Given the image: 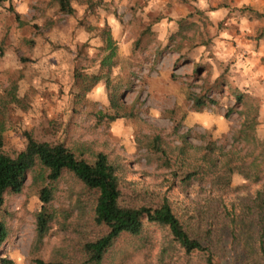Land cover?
Returning a JSON list of instances; mask_svg holds the SVG:
<instances>
[{"label":"rangeland","instance_id":"obj_1","mask_svg":"<svg viewBox=\"0 0 264 264\" xmlns=\"http://www.w3.org/2000/svg\"><path fill=\"white\" fill-rule=\"evenodd\" d=\"M36 1L25 16V26L8 8L0 9V94L16 82L21 94L30 100L25 106L11 108L4 133L7 154L17 156L26 148L24 132L29 131L42 142L63 143L90 161L101 152L112 159L119 157L127 167L123 189L130 204V197L138 193L167 190L169 171L158 168L146 147L155 136L174 147L179 145L180 135L189 133L195 146L203 145L205 137V142H217L229 151L233 135L244 121L240 108L226 117L235 106L236 93L250 97L253 109L259 112L257 134L264 140V57H249L241 45V40L258 37L263 20L254 25L253 33L243 36L239 8L223 0H95L101 3L93 11L87 8L86 0H76L72 3L74 16L60 14L54 0ZM226 6L230 8L227 16L217 13ZM181 21L187 27L173 40ZM105 27L111 29L116 56L112 71L106 67L103 72L110 71L113 82L123 85L121 105L127 113L134 107L136 115L114 123L108 120L115 111L105 82L78 100L81 86L74 79L77 68L84 74L100 73L109 53L101 38ZM252 59L253 68L263 75L246 84L240 70L246 63L248 68ZM203 90H212L210 97L218 105L197 113L188 96ZM177 124H182L179 134L175 133ZM41 174L40 169L29 174L22 194L6 196L3 215L10 236L1 257L12 264L49 262L55 251L74 237L72 224L82 219V207H89L92 200L73 175L65 173L50 184ZM49 186L55 190L51 207L56 219L37 248L40 194ZM233 186L250 193L261 184L235 175ZM180 194L182 190L174 191L176 198H182ZM253 239L254 234L245 230L238 244L231 247L232 237L224 232L221 263L231 262ZM122 248L127 254L134 253L128 240ZM122 258L119 254L116 262L127 264L131 260L123 262Z\"/></svg>","mask_w":264,"mask_h":264},{"label":"trees","instance_id":"obj_2","mask_svg":"<svg viewBox=\"0 0 264 264\" xmlns=\"http://www.w3.org/2000/svg\"><path fill=\"white\" fill-rule=\"evenodd\" d=\"M16 1L0 0V9L8 8L17 22L25 26L28 23L21 21ZM73 1L76 0H54L59 13L68 16L76 14ZM100 3L86 0L90 11ZM239 11L250 20H264V12L249 7ZM186 27L181 21L180 30L172 39L182 36ZM101 38L109 53L100 65L99 74H84L83 70L75 69V82L81 86L77 99H83L105 82L115 111V115L108 116L109 123L135 118L134 107L127 113L121 105L123 85L113 82L110 71L103 72L106 67L112 71L116 56L110 27L103 29ZM261 39H264V27L256 38ZM211 91L203 90L199 95L190 92L188 98L195 112L218 105L210 97ZM29 101L16 82L0 94V264H12L1 257L2 246L10 236L3 215L6 196L22 194L29 174L37 169L50 184L57 183L65 173L73 175L92 197L88 211L82 207V219L72 224L74 237L55 251L49 262L37 261V264H118L119 254L123 255V262L131 258L127 264H222L219 252L224 232L232 237L231 247H234L245 230L254 234L253 242L244 252L235 253L227 264H264V140L257 134L260 115L253 109L250 97L236 93L235 106L226 114L229 118L240 108L239 115L244 117L229 151L217 142H205V137H202L203 145L195 146L189 133L180 135V143L174 147L160 135L155 136L146 147L158 168L169 171L167 190L138 193L130 197V204L126 203L123 189L127 167L119 157L112 159L101 152L90 161L78 157L63 143L42 142L29 131L24 132L27 145L22 152L11 156L4 151L11 108L25 106ZM245 108L248 110L244 111ZM181 126L177 124L175 133L179 134ZM235 175L261 187L245 193L244 187L233 186ZM176 190H182V198L175 197ZM40 199L37 248L48 237L56 219L51 207L55 190L50 186L43 188ZM80 205L79 202L77 208ZM127 240L133 246V254L122 248Z\"/></svg>","mask_w":264,"mask_h":264},{"label":"crops","instance_id":"obj_3","mask_svg":"<svg viewBox=\"0 0 264 264\" xmlns=\"http://www.w3.org/2000/svg\"><path fill=\"white\" fill-rule=\"evenodd\" d=\"M101 1V0H100ZM105 2H112V1H118V0H104ZM227 5L233 6L234 8H239L238 10L249 7L252 8L253 10L259 11V12H264V0H223ZM36 0H17V6H16V11L17 13L21 16V19L26 22L28 19L25 18V16L31 11V7L33 5H36ZM219 3L222 2V0L218 1ZM194 4V3H193ZM87 5V4H86ZM75 8V7H74ZM230 8L226 6L225 9H220L218 14H226V16L229 14ZM216 14V13H215ZM241 19V24L243 26V36L248 35V33H253L254 29L256 26L255 24H260L262 20H250L247 16L242 15ZM264 21V20H263ZM264 26V24H263ZM262 28V27H261ZM254 40V41H253ZM252 41H245L241 40V45H243V48L246 47V51L249 55V57H253V59L256 58H263L264 57V39L261 40H256L253 39ZM250 62L249 67L247 68V63L246 67L244 69H241L240 71L244 74L243 79L246 81V84H252L254 81L256 82L258 79H260L263 75V71L257 70V68H253L254 66V61L253 60ZM242 85V88H245Z\"/></svg>","mask_w":264,"mask_h":264}]
</instances>
